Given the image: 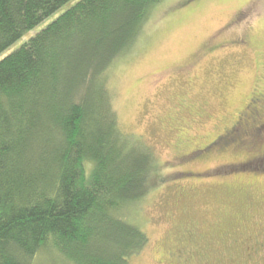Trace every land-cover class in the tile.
<instances>
[{"label":"trees","instance_id":"1","mask_svg":"<svg viewBox=\"0 0 264 264\" xmlns=\"http://www.w3.org/2000/svg\"><path fill=\"white\" fill-rule=\"evenodd\" d=\"M67 1L0 0V52ZM160 1L78 0L0 60V264H128L146 247L126 214L155 154L119 127L109 77Z\"/></svg>","mask_w":264,"mask_h":264},{"label":"rangeland","instance_id":"2","mask_svg":"<svg viewBox=\"0 0 264 264\" xmlns=\"http://www.w3.org/2000/svg\"><path fill=\"white\" fill-rule=\"evenodd\" d=\"M109 84L119 127L151 146L156 163L126 214L148 236L128 264H264V130L254 127L264 123V0H161ZM258 93V119L215 140ZM257 240L263 247L247 251ZM42 254L34 264H67Z\"/></svg>","mask_w":264,"mask_h":264},{"label":"flooded vegetation","instance_id":"3","mask_svg":"<svg viewBox=\"0 0 264 264\" xmlns=\"http://www.w3.org/2000/svg\"><path fill=\"white\" fill-rule=\"evenodd\" d=\"M258 94H259V96L258 95H257V97L254 96L252 98V100H250L249 103L247 104V105L250 104V106H248V110L246 111V113H244V114L241 113L240 116L238 115L237 118L231 123L229 128L226 131H223V133H221L222 135L216 136L215 140H217L218 138H221V137H225V136L229 137L228 135L230 133H233V131H236V130L238 131V129L242 130V125H245L246 122H248V121L255 122L258 119V110L256 109V106H254V104H255L256 101H260V99H261L260 97L263 96L261 93H258ZM255 124L256 125L254 127H256V129L264 130V123H259L258 122V124L257 123H255ZM232 136L229 138L230 139L229 143H230L231 140H233L235 138V137H232ZM215 142L216 141H211L209 145H215L216 144ZM206 147H207V145H204V148H206ZM250 240H251V238H249L248 243H252V242H249ZM257 246L263 247V244L259 240H257V242H255V243L253 242L252 246H250V247L247 246L246 249H247V251L252 249L254 252H256V247ZM182 253H183V248L178 249V254L177 255H179V257H180V255L183 256ZM180 261H181L182 264H188L189 263L188 262V258H186L184 256L182 257V259ZM195 264H207V263L197 259L195 261Z\"/></svg>","mask_w":264,"mask_h":264}]
</instances>
